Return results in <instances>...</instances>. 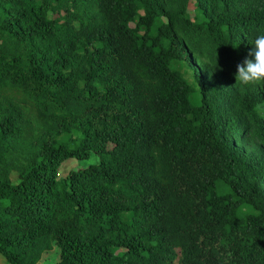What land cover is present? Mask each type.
I'll list each match as a JSON object with an SVG mask.
<instances>
[{"label":"trees","instance_id":"16d2710c","mask_svg":"<svg viewBox=\"0 0 264 264\" xmlns=\"http://www.w3.org/2000/svg\"><path fill=\"white\" fill-rule=\"evenodd\" d=\"M190 1L0 0L9 263L264 264V0Z\"/></svg>","mask_w":264,"mask_h":264},{"label":"clouds","instance_id":"9594fccd","mask_svg":"<svg viewBox=\"0 0 264 264\" xmlns=\"http://www.w3.org/2000/svg\"><path fill=\"white\" fill-rule=\"evenodd\" d=\"M250 43L252 48L249 50L248 56L236 65L234 73L235 83L239 82L241 85L264 80V34L257 35ZM220 69L221 66L218 64V59H216L212 65V70L210 72L207 70L211 76L213 72Z\"/></svg>","mask_w":264,"mask_h":264},{"label":"rangeland","instance_id":"374dc122","mask_svg":"<svg viewBox=\"0 0 264 264\" xmlns=\"http://www.w3.org/2000/svg\"><path fill=\"white\" fill-rule=\"evenodd\" d=\"M189 11L192 14H195V12H196V7H195V4H194L193 0H191L190 3H189ZM174 67L180 69L183 72V74L186 77H188L189 81H192L193 82V79H192V71L190 70V68H188L184 64H178V63H175L174 64ZM196 88H197V86H196ZM198 97H199V94L198 93L195 94L193 96V101L194 102H198ZM263 109H264V105H263V107L261 109V113L264 112ZM74 134L75 135H78L79 133L76 132V131L74 133H66V134H64V135H62L60 137V140L61 141H66V140H68ZM94 160H97V158L96 157H93L92 160H91V162H93ZM85 163H87V161L86 162H80V164H82V165H84ZM75 164H76V161H71L70 163H66L65 165L61 166V168H60V170H61L60 171V174L61 175H66L68 173V171L72 167H74ZM58 258H59V248L57 246H55L52 251L46 252L43 255V258H42L40 264H55V262L58 260ZM0 264H11V263H9L6 260L5 256L2 253H0Z\"/></svg>","mask_w":264,"mask_h":264}]
</instances>
